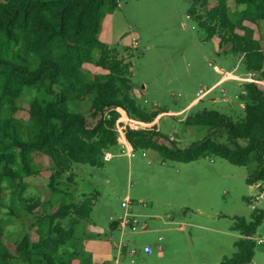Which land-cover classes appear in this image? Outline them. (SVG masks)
<instances>
[{
	"label": "rangeland",
	"instance_id": "rangeland-1",
	"mask_svg": "<svg viewBox=\"0 0 264 264\" xmlns=\"http://www.w3.org/2000/svg\"><path fill=\"white\" fill-rule=\"evenodd\" d=\"M215 1L209 0L208 7ZM190 4L191 0H121L114 11L104 9L98 34L101 42L132 63L129 94L136 105L176 114L162 116L158 128L179 148L208 133L207 128L184 125L185 116L212 111L236 122L244 116L240 107L245 103L244 85L255 83L264 90L261 74H248L242 56L232 55L227 46L219 50L217 39L207 38L187 17ZM228 10L231 18L241 17V7ZM244 28L252 30L264 50V21H243L236 32L243 35ZM83 72L107 73L93 63L84 65ZM223 72L232 73L231 80L201 96L194 108L182 111ZM44 87H24L12 103L0 104L2 118L20 127L24 140L31 129V106L52 98ZM210 97L217 101L211 102ZM93 99L86 94L81 100L68 101L69 111L83 116L92 127L100 119H110L111 113L110 108L95 110ZM107 152L113 157L103 162V168L73 164L56 182L55 193L48 187L53 167L46 155L33 152L29 156L32 174L25 175L19 149L10 148L3 154L0 165L20 174L13 179L0 177L2 244L12 257L0 264H26L13 257L16 246L24 236L35 242L39 234L47 233L49 218L61 205H81L87 200L93 205L89 219H79L70 247L66 246L75 256L69 260V250L60 252L65 264H114L119 259L117 246L127 247L119 264H221L236 252L234 243L240 238L232 230L234 218L249 220L254 208L264 211V195L260 197V191L245 181L254 162L237 167L209 155L190 163L162 162L152 150H135L127 158L118 146ZM260 185L264 189V182ZM127 198L131 203L123 208ZM35 204L27 212L26 206ZM125 215L139 221L136 231L120 230L119 219ZM71 217L61 223L67 226ZM113 221L115 229L110 228ZM143 224L145 230L140 229ZM256 236H264V223ZM144 246L152 252L143 253ZM132 249L137 253L131 257ZM253 262L264 264V244L256 247Z\"/></svg>",
	"mask_w": 264,
	"mask_h": 264
},
{
	"label": "trees",
	"instance_id": "trees-1",
	"mask_svg": "<svg viewBox=\"0 0 264 264\" xmlns=\"http://www.w3.org/2000/svg\"><path fill=\"white\" fill-rule=\"evenodd\" d=\"M121 0H0V104L12 103L24 87L40 85L51 99L34 103L30 110L31 129L25 133L0 114V158L10 148L20 151L25 175H31L29 156L33 152L46 155L53 167L48 187L57 192L56 182L67 174L73 164L103 168L104 152L117 146L113 125L120 107L127 114L145 123H152L166 112L147 111L131 98L132 63L119 57L98 39L103 11H114ZM243 7L236 22H232L226 0H191L187 17L206 34L216 38L218 49L224 47L232 55L244 59L247 72L264 77V50L253 38L251 29L236 32L243 21H264V0H234ZM99 55L93 61V52ZM93 63L107 73L92 75L83 72V65ZM246 95L244 116L232 119L212 111L187 115L182 122L188 127H204V138L179 148L175 140L156 131H128L127 139L134 150L157 152L162 162L190 163L204 156H214L237 166H254L246 177V184L264 192V90L255 83L244 85ZM92 94L93 108H110V119H100L94 127L85 118L69 111L70 99L81 100ZM162 140V141H160ZM20 173L0 165V177L13 179ZM97 197L94 198L96 200ZM92 200L81 205H61L49 218L47 233L39 234L31 242L24 236L15 248L13 257L26 264H65L61 250L73 237L79 219H88ZM36 207L26 206L27 212ZM67 226L61 221L67 219ZM232 230L240 238L234 243L236 252L224 257L221 264H249L255 254L254 236L263 224L264 211L254 208L250 219L235 217ZM116 221L110 224L115 229ZM0 226V260L12 258L2 244ZM31 242V243H30Z\"/></svg>",
	"mask_w": 264,
	"mask_h": 264
},
{
	"label": "built area",
	"instance_id": "built-area-1",
	"mask_svg": "<svg viewBox=\"0 0 264 264\" xmlns=\"http://www.w3.org/2000/svg\"><path fill=\"white\" fill-rule=\"evenodd\" d=\"M229 79H231V77L227 76V80H229ZM248 81L257 82V81L250 80V79H248ZM258 83H261V82H258ZM113 111H115L118 114V117L115 120V123L113 125V131L116 135V143L120 149V154L126 156L127 158H131V157H133L135 150L133 149L132 145L130 144V142L127 139V132L128 131L150 130L155 126V124L153 122L152 123H145V122H142L140 120L134 119V118L130 117L127 114V112L120 107L113 109ZM112 157H113V155L110 152H106L103 155V161L107 162ZM130 203H131L130 199L127 198L124 202H122L121 206L123 208H127V207H129ZM119 221L120 222H119L118 227L120 226V230L128 227L131 231L134 232L137 230V226L139 225V221L137 219L130 218L128 215H125L123 218L119 219ZM140 229L145 230L146 226L143 224L140 226ZM255 242H256V244H262V243H264V238L257 239ZM126 248H127L126 246H121V247L117 246L116 247L118 254H119V259H121L124 256V254L127 250ZM142 251L145 254H150L152 252V249L149 246H144ZM136 253H137V251L134 249H132L130 251L131 256L135 255ZM115 264H119V260H116Z\"/></svg>",
	"mask_w": 264,
	"mask_h": 264
},
{
	"label": "crops",
	"instance_id": "crops-1",
	"mask_svg": "<svg viewBox=\"0 0 264 264\" xmlns=\"http://www.w3.org/2000/svg\"><path fill=\"white\" fill-rule=\"evenodd\" d=\"M228 3V5H227V8L228 9H230V7L232 8V6H237L236 4H235V1L234 0H226V4ZM239 8L241 7V6H238ZM236 9V8H235ZM243 10V7H241V11ZM240 11V12H241ZM228 13H229V10H228ZM229 17H230V15H229ZM230 19H231V21L232 22H236V20L238 19V17L237 18H231L230 17ZM216 39V38H215ZM226 50H228V49H226ZM93 57L94 58H97L98 57V53H97V51H94L93 52ZM86 65V64H85ZM83 67H84V65H83ZM264 70V69H263ZM97 74H99V73H97ZM248 74H250V73H248ZM232 75V73H229V72H227V73H224L223 72V74L220 76V78L213 84V85H211L209 88H207L206 90H204V92L203 93H201V94H199L198 96H196L195 98H193L190 102H189V104L182 110V111H185V112H187L188 110H190V109H192V108H194L197 104H198V99L201 97V96H203V95H208L213 89H215V88H217L218 86H220L221 84H224V83H226L227 81H229V80H227V76H231ZM231 80V79H230ZM209 100L211 101V102H216L217 101V98H215V97H210L209 98ZM224 101H225V99H224ZM240 107L241 108H243V110H244V104H241L240 105ZM181 111V112H182ZM169 115H171V116H174V115H176L175 113H165V114H161V115H159L154 121H153V123L155 124V125H157V130L158 131H160V129L158 128V120L162 117V116H169ZM186 117V116H185ZM185 117H184V119H185ZM251 187H254V188H257L256 186H251ZM261 195H264V192L263 193H261L260 194V197H261ZM257 200V199H256ZM89 219V218H88ZM263 223H264V221H263ZM262 238H264V236L262 237ZM73 239V237L69 240V242L67 243V246H69L70 247V242H71V240ZM257 239H261L260 237H257L256 236V234H255V236H254V240L256 241ZM264 243H262V244H256V247L257 246H260V245H263ZM66 249L67 250H69L67 247H66ZM256 249V248H255ZM99 250V249H98ZM158 252L159 253H161V251H163V249H162V247H158ZM70 251V250H69ZM71 252V251H70ZM97 255H98V253H97ZM136 255V254H135ZM135 255H133V256H135ZM75 255H74V253H72L71 252V255H70V257H69V260L71 259V258H73ZM131 256V255H130ZM97 257V256H96ZM132 257V256H131ZM97 259V258H96ZM118 260H120V259H118ZM103 262H96L95 264H102ZM120 263V262H119ZM254 264V262H253V259H252V261L249 263V264ZM114 264H115V262H114Z\"/></svg>",
	"mask_w": 264,
	"mask_h": 264
}]
</instances>
